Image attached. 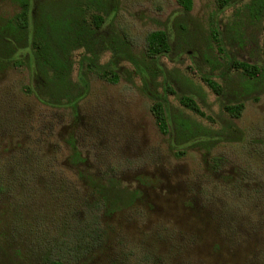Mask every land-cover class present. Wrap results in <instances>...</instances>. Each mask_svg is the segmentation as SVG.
Wrapping results in <instances>:
<instances>
[{
	"label": "rangeland",
	"instance_id": "1",
	"mask_svg": "<svg viewBox=\"0 0 264 264\" xmlns=\"http://www.w3.org/2000/svg\"><path fill=\"white\" fill-rule=\"evenodd\" d=\"M191 2L189 16L206 28L213 9L212 0ZM114 5L109 17L111 23L128 32L136 56L146 31L155 28L168 31L172 48L160 56L159 63L171 70L174 88L193 95L211 118L196 120L225 134L221 123L228 117L217 113L220 100L238 97L243 101L239 115L229 119L238 138L221 137L209 148L184 143L170 149L169 137L158 132L154 124L148 109L150 96L140 90L139 77L135 75L131 81L122 71L127 65L125 61L115 66L119 77L114 82L88 74L87 91L77 101L74 112L70 108L44 104L24 88L30 81L31 58L26 56L27 51L21 50L19 57L24 60L0 69V167L6 158L27 146L28 156L47 155L53 161L52 166L70 171L65 162L71 147L70 137L80 155L85 157L77 163H84V167L85 164L93 167L101 161L108 163L115 158L139 157L132 158L128 167L123 166L117 173L124 184L139 189L140 196L132 209L106 216L111 226L103 246L73 264H111L118 238L129 242L153 239L151 244L163 252L162 243L156 241V231L163 227L171 230L170 239L163 240L165 245L170 242L177 247L182 245L175 255H169V264L173 261L195 264L194 258L203 256L207 259L204 264L208 261L211 264H264V76L258 88L244 91L241 75L231 70L224 79L225 84L222 83L224 95L216 97L196 77L197 72L210 70L207 59L199 51L192 53L190 49L174 46L173 25L183 18L176 0H116ZM16 8L12 0H0V16H8ZM231 10L224 8V19ZM222 18H217L219 24ZM221 30L222 53L213 50L207 56L209 60L225 53L224 57L264 66L257 24L244 21L237 24L236 35L244 38L242 42H238L236 36L232 38L233 31ZM106 59L105 53L100 60ZM187 66L194 72L191 80L186 76ZM76 71L75 63L73 73ZM210 71L212 78L216 76L217 69ZM145 88L154 94L161 93L159 85L150 80ZM166 96L171 102V111L176 112L175 95ZM173 148L183 153L175 154ZM24 157L23 154L22 160ZM212 157L218 158L216 165ZM17 197L14 196V202L19 200ZM23 199L17 205L23 219L15 225L17 231L21 229L15 237L18 245L0 247V264H37V258L32 256L28 223L24 222L30 219L33 202L35 208L42 206L39 212L49 214L51 207L59 204L58 198L51 200L49 190L40 185ZM12 201L11 194L1 195L0 228L14 212ZM36 232L41 233L38 227ZM227 237L232 238L234 258L226 247Z\"/></svg>",
	"mask_w": 264,
	"mask_h": 264
},
{
	"label": "trees",
	"instance_id": "2",
	"mask_svg": "<svg viewBox=\"0 0 264 264\" xmlns=\"http://www.w3.org/2000/svg\"><path fill=\"white\" fill-rule=\"evenodd\" d=\"M12 1L17 6L16 10L8 16H0V69L15 65L17 60H24L25 58L19 57V52L27 51L26 56L31 58L30 81L24 88L42 103L70 108L74 112L77 101L87 91V75L114 82L119 77L115 66L119 61H125L127 65L122 67V71L131 81L135 75L139 77L140 90L150 96L148 109L154 124L158 132L169 137L170 149L175 144L184 143L209 148V145L221 137L238 138L229 119L239 115L243 106L241 99L229 97L220 100L217 113H224L228 117L221 123V127L225 129L223 134L221 129L196 120L211 118L193 95L174 88L171 70L161 67L159 63L160 56L172 48L165 28L146 31L136 56L131 48L132 39L128 32L123 27H114L109 18L115 9L116 0ZM176 2L183 11V18L173 25L174 46L190 49L192 53L199 51L210 63V70L217 69L213 78L210 70L197 72L196 77L207 89L216 97L224 95L222 83L231 70L241 75L244 91L258 88L264 76L263 65L232 56L224 57L225 53L210 60L207 56L213 50L222 53L221 29L233 31L232 38L236 36L237 41L242 42L244 38L236 35V29L237 24L244 21L257 24L259 51L264 60V0H212L213 9L206 28H202L189 16L191 0ZM228 7L232 10L224 19L222 11ZM218 17H223L220 24ZM105 53L107 59L101 61L100 58ZM75 63L77 71L74 74ZM187 67L186 76L191 80L194 72ZM147 80L157 83L161 93L154 94L145 88ZM170 93L175 95L178 104L176 112L171 111V102L166 96ZM69 143L71 147L65 162L70 171L52 166L53 161L47 155L28 156L25 153L29 150L27 146L6 158L7 162L3 161L0 167V198L1 195L11 194L14 203V212L10 214L8 221L3 222L4 227L0 228V247L18 245L15 237L21 229L17 231L15 225L21 223L22 217L17 205L24 200L25 195L29 196L40 185L49 190L51 200L58 198L59 204L56 208L51 207L50 214L39 212L42 206L37 205L35 208L36 203L33 202L30 219L24 222L28 223V237L30 235V246L34 253L32 256L37 258V264H73L91 256L103 246L109 235L111 224L105 217L124 209H132L140 196L138 188L127 186L117 176L123 166L128 167L133 159L139 157L115 158L108 163L101 161L93 167L90 164H85L84 167V163L77 164L85 160V157L75 148L72 137L69 138ZM172 151L175 154L183 153L176 148ZM21 153L25 156L23 160ZM212 158L213 165H216L218 158ZM24 160H28L27 163ZM15 195L19 199L16 202ZM136 213L132 215L136 217ZM31 219L35 220V226ZM218 221L221 223L220 219ZM37 227L41 232L39 234L36 232ZM156 236V241L162 243L160 249L163 252L156 250L151 244L153 239L150 242H129L118 238L115 244L116 254L111 264H169V255H175L182 245L177 247L173 242L164 244L163 240L170 239L171 236L168 227L157 230ZM226 244L230 257L234 258L232 238L227 237ZM204 259V256L195 257L194 262L204 264ZM172 264L183 263L173 261ZM208 264L211 262L208 261Z\"/></svg>",
	"mask_w": 264,
	"mask_h": 264
}]
</instances>
